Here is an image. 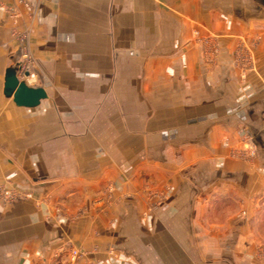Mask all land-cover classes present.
<instances>
[{"label": "rangeland", "instance_id": "1", "mask_svg": "<svg viewBox=\"0 0 264 264\" xmlns=\"http://www.w3.org/2000/svg\"><path fill=\"white\" fill-rule=\"evenodd\" d=\"M16 3H1V8L11 19L18 18V27L22 11L36 12L55 4L54 9L64 16L59 20L67 23V28L64 34L59 26L60 32L53 36L52 43L57 45L63 37L66 45L63 47L60 42L61 49L55 51V57L41 59L33 48L37 42L33 41L28 24L13 34L19 48L16 65L19 76L28 70L34 77L31 86H43L51 95L45 103L50 121L48 129L41 123H33L31 129L4 127L0 132V263L9 264L15 261V256L19 260L25 249L40 242L51 226L50 212L68 221L85 218L91 212L105 217L95 235L113 233L112 249H106L105 242H83L81 246L67 242L65 248L57 249L68 253L58 264H103V259L90 258H101L103 254L112 255L119 264H264V214L258 226H253L252 221L243 228L242 241H235L236 227H231L228 235H221L218 232L221 227L201 223L195 226L197 236L192 241H173L168 226L153 222L157 209L178 194L186 171L196 177L200 174V163L193 171L186 169L180 156L176 161L158 163L162 184L146 183L131 196L118 194L117 181L106 182L92 199V208L79 193L60 192L64 187L73 191L88 189L84 182L79 186L74 177L99 179L111 168L117 175L122 173V165L135 169L138 164L149 163V155L153 158L155 154H163L161 142L152 136L154 129L177 118L172 106L180 100L184 103L186 98L184 85L176 87L175 82L166 79L174 69L162 58L169 54L179 34L184 35L192 26L194 41L207 48L203 50L207 64L213 67L218 59L216 37L206 34L203 25L205 33L199 31L201 25L197 21L206 20L196 16L203 2L189 3L191 10L186 11L189 17L179 16L180 12L175 10L177 0ZM259 40L253 38V47L238 45L236 57L243 78L254 64L251 51ZM172 91L174 94L170 96ZM244 148L235 153V158L249 164L253 149ZM42 183H46L44 187ZM63 196L72 207L70 214L63 208ZM129 202L137 207L126 222L121 221L120 209ZM50 208L53 210L49 211ZM229 209L233 208L224 211L226 217L235 212ZM240 215L243 217L245 213L242 211ZM212 219L226 218L215 213ZM228 229L222 228V233ZM253 233L258 239L254 243Z\"/></svg>", "mask_w": 264, "mask_h": 264}, {"label": "crops", "instance_id": "2", "mask_svg": "<svg viewBox=\"0 0 264 264\" xmlns=\"http://www.w3.org/2000/svg\"><path fill=\"white\" fill-rule=\"evenodd\" d=\"M18 1L0 0V132L4 127L16 130L29 126L31 129L33 123H41L48 129L50 121L45 103L51 95L45 87L38 86L45 89L48 98L35 108L18 107L13 99L4 95L6 70L18 64L19 48L13 37L14 31H22L28 24V28L33 31L32 39L37 42L33 48L38 51L37 55L41 59L55 57V51L61 49L60 42L64 44L63 47L66 45L62 42L65 38L60 36L57 45L52 43L55 40L53 36L60 32L59 26L64 34L67 28V23L59 20L64 16L54 9L55 4H51L49 9H38L36 12L22 11L21 26L18 27V18L11 19L1 8V3L14 5ZM198 1L203 2V7L201 12L196 9L200 12L196 16L206 19L197 21L201 25L198 26L201 28L199 31L203 34L206 29V34L216 37L218 59L213 67L207 64L203 57V50L207 48L204 49L194 41L192 26L188 27L189 31H185L184 35L179 34L169 54L162 58L174 69L173 74L168 73L166 79L175 82L176 87L177 84L184 85L186 98L184 103L180 100L172 106L174 111L171 107L166 108L175 112L177 118L160 123L154 129L152 136L161 142L159 145L162 146L163 154H155L153 158L149 155V163L138 164L135 169L122 165V173L117 175L111 168L99 179L91 176L74 177L79 186L84 182L88 189L84 187L73 191L64 187L60 192L64 195L79 193L85 204L92 208V199L97 197L106 182L117 181L118 194L135 195L146 183L162 184L160 165L156 164L176 161L181 157L180 161L187 165L186 169L193 171L200 163L201 172L196 177L193 172L189 174L186 171L185 179L179 180L178 194L164 207L157 209L153 222L168 226L173 241H192L197 236L195 226L200 223L221 227L218 228L221 235H228L232 232L231 227H236L235 241H242L243 228L252 221L253 226H258L264 214V0H177L175 10L180 12L179 16L189 17L186 13L188 9L191 10L189 3ZM255 37L260 40L251 51L254 64L243 78L237 58L238 45L253 47ZM174 92L177 95V91ZM173 94V91L170 92V96ZM181 113L184 114L179 117ZM243 146L253 149V160L249 164L235 158V153L243 150ZM70 158L68 161L71 162ZM95 159L98 160L97 157ZM62 199L63 208L70 214V203L64 196ZM135 207L136 204L129 202L126 208L124 206L120 209L121 221L125 219L126 222ZM229 207L233 208L229 210L235 212L226 217L224 211ZM52 210L50 208L49 211ZM242 211L245 213L243 217L240 215ZM215 213L226 219L213 220ZM50 215L52 223L44 237L32 248L27 246L19 260L15 256L14 264H58L67 258L68 253L57 249L67 245V242H72L73 246H81L83 242H105L106 249H112L115 240L113 233L109 236L104 233L95 235L105 217L90 212L85 218L68 221L54 212H50ZM226 226L229 227L228 231L222 233V228ZM257 240V235L253 233V243ZM100 257L90 258L93 261L103 259V264H119L115 263L112 255L103 254Z\"/></svg>", "mask_w": 264, "mask_h": 264}, {"label": "water", "instance_id": "3", "mask_svg": "<svg viewBox=\"0 0 264 264\" xmlns=\"http://www.w3.org/2000/svg\"><path fill=\"white\" fill-rule=\"evenodd\" d=\"M19 68L10 67L6 70L4 95L6 98L13 99L18 107L35 108L38 107L42 100L48 98L45 89L40 87L29 86L25 81L19 78ZM28 77L29 73H25Z\"/></svg>", "mask_w": 264, "mask_h": 264}, {"label": "built area", "instance_id": "4", "mask_svg": "<svg viewBox=\"0 0 264 264\" xmlns=\"http://www.w3.org/2000/svg\"><path fill=\"white\" fill-rule=\"evenodd\" d=\"M25 73H29V76L28 77H26L25 76ZM25 73L23 74V76H19V78H20V80H22V81H25L29 86H31V79H33L34 77L33 76H31V73L27 70V71H25ZM19 74V73H18ZM33 87V86H32Z\"/></svg>", "mask_w": 264, "mask_h": 264}]
</instances>
